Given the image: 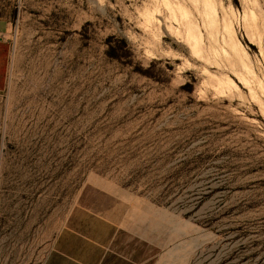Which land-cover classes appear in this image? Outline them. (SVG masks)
Masks as SVG:
<instances>
[{
  "label": "rangeland",
  "instance_id": "rangeland-1",
  "mask_svg": "<svg viewBox=\"0 0 264 264\" xmlns=\"http://www.w3.org/2000/svg\"><path fill=\"white\" fill-rule=\"evenodd\" d=\"M212 1L0 0V264L101 222L144 264H264V94L222 40L264 84V0Z\"/></svg>",
  "mask_w": 264,
  "mask_h": 264
},
{
  "label": "crops",
  "instance_id": "crops-1",
  "mask_svg": "<svg viewBox=\"0 0 264 264\" xmlns=\"http://www.w3.org/2000/svg\"><path fill=\"white\" fill-rule=\"evenodd\" d=\"M5 30L7 28L2 26L0 19V66L8 55L9 38L4 36ZM135 235L132 243L137 250L139 244L143 246L144 240ZM41 264H144V259L143 253L139 256L130 251L128 228L101 222L96 228L66 227L59 230Z\"/></svg>",
  "mask_w": 264,
  "mask_h": 264
},
{
  "label": "bare ground",
  "instance_id": "bare-ground-1",
  "mask_svg": "<svg viewBox=\"0 0 264 264\" xmlns=\"http://www.w3.org/2000/svg\"><path fill=\"white\" fill-rule=\"evenodd\" d=\"M197 1V0H196ZM205 1V4H206V6H207V9H209L208 10V13L209 14H211L212 16H214V15H217L216 13H217V9H216V5L213 3V1L212 0H204ZM204 3V2H203ZM206 12V11H205ZM207 13V12H206ZM207 16V15H206ZM210 16V15H209ZM148 18H149V16H148ZM151 18V17H150ZM213 18V17H212ZM210 19V18H209ZM217 19V18H216ZM223 19V18H222ZM227 19V18H226ZM211 20V19H210ZM252 20V19H251ZM160 21V20H159ZM212 21V20H211ZM216 22H217V20H215ZM226 21H228V20H226ZM208 22V21H207ZM229 22V21H228ZM211 23V22H210ZM227 23V22H226ZM222 24H225V23H222ZM253 24V23H252ZM249 25V24H248ZM223 26H225V30H223V32L225 31V33H224V35H223V39L222 40H224V42L225 43H227V44H229L230 46H231V48L233 49L234 48V50L236 49V54L237 55H239L240 54V61L242 60V62H241V64L243 63L244 64V67H246L247 69V72H249L250 74H251V78L253 79V83L255 82V84H256V86H257V88H259L260 90H261V92L264 94V84H263V82H262V78L260 79L258 76H257V74L255 73V71L253 70V68H251L250 67V65H249V63H247L246 61V59H244V57L242 56V52H243V44H242V42H241V40L239 39V37L237 36V34H236V30H235V28L232 26V24L229 22V23H227L226 25H223ZM171 27V26H170ZM171 29V28H170ZM188 33V36L190 37V36H192V37H194V40H195V38H196V40H197V37H195V35L194 34H192L191 33V30H190V28L188 27V31H187ZM222 32V33H223ZM190 39V38H189ZM198 39H199V37H198ZM187 41V40H186ZM189 42V41H188ZM198 43V42H197ZM197 43L196 44H192L191 45V52L193 53V54H195L196 53V46H197ZM233 51V50H232ZM234 52V51H233ZM264 52V51H263ZM243 67V66H242ZM244 69V68H243ZM245 70V69H244ZM245 74H246V72H245ZM248 74V73H247ZM246 74V75H247ZM245 75V76H246ZM249 75V74H248ZM250 76V75H249ZM245 78V77H244ZM241 79H243V77L241 78ZM244 80V79H243ZM246 81H247V79H245ZM218 82V81H217ZM232 84V81L231 80H227V79H225V78H222V79H220L219 80V86H221V89H222V87L224 86V84ZM245 83V82H244ZM247 83V82H246ZM248 84V83H247ZM262 94V95H263ZM264 96V95H263Z\"/></svg>",
  "mask_w": 264,
  "mask_h": 264
}]
</instances>
